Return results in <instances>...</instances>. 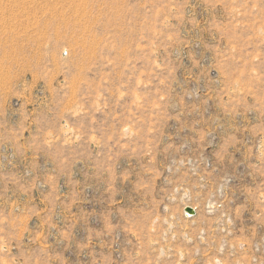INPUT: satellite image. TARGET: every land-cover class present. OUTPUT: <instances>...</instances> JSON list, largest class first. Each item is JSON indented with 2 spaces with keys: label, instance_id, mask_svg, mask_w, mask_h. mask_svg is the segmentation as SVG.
Listing matches in <instances>:
<instances>
[{
  "label": "rangeland",
  "instance_id": "1",
  "mask_svg": "<svg viewBox=\"0 0 264 264\" xmlns=\"http://www.w3.org/2000/svg\"><path fill=\"white\" fill-rule=\"evenodd\" d=\"M72 1L0 0V264H264V0Z\"/></svg>",
  "mask_w": 264,
  "mask_h": 264
},
{
  "label": "bare ground",
  "instance_id": "2",
  "mask_svg": "<svg viewBox=\"0 0 264 264\" xmlns=\"http://www.w3.org/2000/svg\"><path fill=\"white\" fill-rule=\"evenodd\" d=\"M71 1H72V0H71ZM86 1H88V0H73V1H72V6L69 5V6L72 7V10H71L72 12H71V13L74 14L76 18H79V19H80V18L82 17L81 19H83L84 16H85V14L88 13V12L85 13L86 8H87V7H85V6H86ZM69 2H70V1H69ZM88 2H89V1H88ZM71 7H69V8H71ZM88 8H89V7H88ZM98 10H99V9H98ZM90 13H91V12H90ZM105 14H106V13H105ZM69 15H70V14H69ZM97 16H98V15H97ZM75 17H74V18H75ZM86 17H87V15H86ZM94 19H95V18H94ZM76 20H77V19H76ZM76 20H74V21L76 22L75 25H78V22H79V21H78V20L76 21ZM85 20H86V19H85ZM74 21H73V22H74ZM83 21H84V20H83ZM86 21H87V23H88V18H87ZM75 22H74V23H75ZM74 23H73V24H74ZM80 23H81V22H80ZM83 23H84V22H83ZM83 23H82V24H83ZM87 23H86V24H87ZM83 25H84V24H83ZM79 26H80V25H79ZM88 26H90V25H88ZM91 26H92V25H91ZM85 28H86V27H85ZM89 28H91V27H89ZM89 28H86V29H89ZM78 29H79V28H78ZM83 30H85V29L82 28V31H83ZM89 30H90V29H89ZM83 32H84V31H83ZM85 32H86V31H85ZM87 32H89V31H87Z\"/></svg>",
  "mask_w": 264,
  "mask_h": 264
},
{
  "label": "water",
  "instance_id": "3",
  "mask_svg": "<svg viewBox=\"0 0 264 264\" xmlns=\"http://www.w3.org/2000/svg\"><path fill=\"white\" fill-rule=\"evenodd\" d=\"M186 214L189 215V216L195 215V211L193 209H191V208H187L186 209Z\"/></svg>",
  "mask_w": 264,
  "mask_h": 264
}]
</instances>
